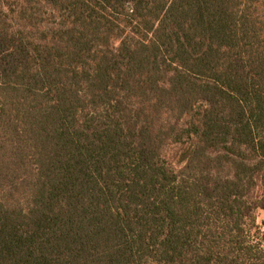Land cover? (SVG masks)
<instances>
[{"label": "trees", "instance_id": "1", "mask_svg": "<svg viewBox=\"0 0 264 264\" xmlns=\"http://www.w3.org/2000/svg\"><path fill=\"white\" fill-rule=\"evenodd\" d=\"M264 0H0V264H264Z\"/></svg>", "mask_w": 264, "mask_h": 264}, {"label": "rangeland", "instance_id": "2", "mask_svg": "<svg viewBox=\"0 0 264 264\" xmlns=\"http://www.w3.org/2000/svg\"><path fill=\"white\" fill-rule=\"evenodd\" d=\"M256 225L259 228L260 236H264V211H258L256 214Z\"/></svg>", "mask_w": 264, "mask_h": 264}]
</instances>
